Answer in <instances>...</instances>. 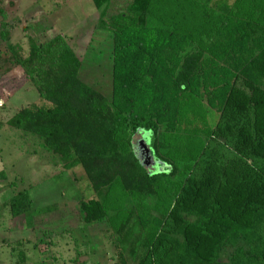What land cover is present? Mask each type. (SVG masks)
Segmentation results:
<instances>
[{
  "label": "trees",
  "instance_id": "obj_1",
  "mask_svg": "<svg viewBox=\"0 0 264 264\" xmlns=\"http://www.w3.org/2000/svg\"><path fill=\"white\" fill-rule=\"evenodd\" d=\"M118 1L92 0L98 27L112 30L110 98L81 81V61L60 35L32 41L27 58L8 44L14 67L0 74V90L31 83L50 104L23 108L8 125L41 141L66 170L81 167L98 196L118 186L153 200L179 175L160 215L131 223L129 212L115 228V264H264V30L221 21L215 32L216 20L233 22L223 0H130L123 9ZM217 35L223 41L208 46ZM196 119L206 140L188 130ZM138 134L156 166L137 157ZM168 143L188 147L183 176ZM32 207L26 190L9 202L14 218ZM79 209L89 222L103 220L98 204Z\"/></svg>",
  "mask_w": 264,
  "mask_h": 264
},
{
  "label": "rangeland",
  "instance_id": "obj_2",
  "mask_svg": "<svg viewBox=\"0 0 264 264\" xmlns=\"http://www.w3.org/2000/svg\"><path fill=\"white\" fill-rule=\"evenodd\" d=\"M129 1L119 0L117 8L123 9ZM223 1L232 7L233 22L213 21L215 32L221 21V26L264 30V0ZM100 14L92 0H0V74L14 67L8 44L17 46L19 54L27 58L32 41L44 43L60 35L81 61V81L110 98L112 30L98 27ZM205 40L208 46L223 41L218 35ZM193 48L198 49L189 45L188 52ZM12 93V88L0 90V172L5 176L0 181V264H115L121 252L115 228L129 212L133 213L131 223L138 217L160 215L167 205L163 206L162 201L168 202L169 194L181 188L179 175L165 183L160 196L153 200L124 195L118 186L98 196L81 167L66 170L59 157L48 152L41 141L8 125L23 108L50 106L31 83ZM205 119L210 128V121L214 122L213 128L216 126L213 111ZM195 121L188 130L196 128L206 140L208 129L203 121ZM134 143L135 153L147 169L149 164L156 166L141 134L135 136ZM168 146L167 156L172 162H179L183 176L190 166L189 156L184 158L188 147L171 143ZM24 190L33 202L31 213L27 218H14L10 199ZM81 201L98 204L103 220L89 222L80 212ZM156 252L161 256V251Z\"/></svg>",
  "mask_w": 264,
  "mask_h": 264
}]
</instances>
